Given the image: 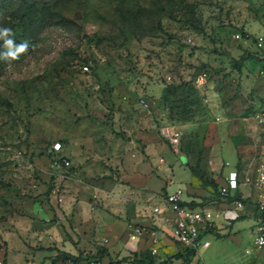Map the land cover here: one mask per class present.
<instances>
[{
  "label": "rangeland",
  "instance_id": "374dc122",
  "mask_svg": "<svg viewBox=\"0 0 264 264\" xmlns=\"http://www.w3.org/2000/svg\"><path fill=\"white\" fill-rule=\"evenodd\" d=\"M0 28L12 30L15 44L28 43L18 61L0 63V264L10 258L14 264H50L58 252L53 232L43 245L24 210L39 196L53 210L60 207L59 193H48L55 182L45 172L52 166L46 161L41 170L38 161L54 142L61 143L54 154L62 155L69 138L95 128V103L113 112L156 98L145 110L159 127L180 130V151L192 164L204 152L209 161L230 144H242L237 157L222 158L216 174L207 176L218 190L226 186L225 159L243 176L264 156V129L254 119L264 103V53L254 41L264 32V0H0ZM177 159L170 190L181 186L184 168ZM54 195L58 201L51 204ZM249 208L244 204L237 216ZM252 219H242L245 228L236 237L207 233L209 245L191 259L176 257L182 247L173 243L172 252L158 246L153 260L262 264L248 226ZM87 245L76 248V264H90L97 251L105 252L107 264L134 252L119 239Z\"/></svg>",
  "mask_w": 264,
  "mask_h": 264
},
{
  "label": "crops",
  "instance_id": "0c3cea01",
  "mask_svg": "<svg viewBox=\"0 0 264 264\" xmlns=\"http://www.w3.org/2000/svg\"><path fill=\"white\" fill-rule=\"evenodd\" d=\"M143 100L147 106L152 103L155 106L156 98L152 101L151 98ZM134 106L136 110L131 108L111 112L99 102L93 104L90 109L95 128L87 134H74L62 145L61 154L69 159L70 165L53 160L48 150L46 159H39V169L42 170L46 161L52 166L49 172H45L48 180L55 182L48 193H59L61 199L60 207L55 205L56 210L47 201L43 202L42 196L24 207L30 231L39 234L38 239L45 246L49 244L47 234L53 232L51 242H54L55 247L72 254H79L76 248L87 244L95 247L117 242L118 239L127 248L139 252L150 245L152 236L157 239L159 247L172 252L173 242L167 219L173 216V212L164 203L165 195L162 192L166 194L171 191L169 183L172 181L173 166L177 158L182 157L180 163L184 169L177 179V185L182 186L178 187L183 190L182 201L190 202L196 208L213 211L216 226L210 230L213 232L208 233L236 237L245 228L242 219L249 217L253 218L248 225L252 235L257 215V190L240 183L238 188L230 191L229 195L239 193L241 197L248 198L251 207L247 214L232 217L227 210L230 203L225 201V197L216 198L212 186L204 184L191 172L189 157L180 151L179 144L172 145L162 137L152 111L145 110L140 101ZM119 132H123L124 139ZM242 147V144L232 143L224 148L223 155L218 152L209 161L204 152L199 164L206 177L216 174L215 170H219L222 158L237 157ZM229 159H225L230 165L223 169L224 179L231 170H236L241 176ZM261 161H264V156L245 174L253 173ZM49 201L53 204L58 199L54 195V199ZM17 204L18 207L23 205L19 201ZM154 205L160 206L162 212H153ZM227 218L231 219L230 224H226ZM16 219L9 217L8 221L16 222ZM155 227L158 230H154ZM137 228L142 229L141 234L133 232ZM131 233H135L134 239L130 238ZM106 257L104 254L100 258L102 264L108 263ZM10 260L12 258L8 259V264H14Z\"/></svg>",
  "mask_w": 264,
  "mask_h": 264
},
{
  "label": "built area",
  "instance_id": "2783aa9c",
  "mask_svg": "<svg viewBox=\"0 0 264 264\" xmlns=\"http://www.w3.org/2000/svg\"><path fill=\"white\" fill-rule=\"evenodd\" d=\"M255 45L264 53V32L258 33L255 36ZM84 70H88V65H83ZM142 106L147 107L146 102L140 99ZM254 119L258 125H261L264 129V103L254 114ZM160 133L168 140L170 144H179L181 132L175 126L171 124H165L159 127ZM61 148V143L56 141L52 147L48 150L53 153ZM61 161L64 165H70L69 159L60 155ZM58 162V157L54 159ZM243 183L250 185L257 190V215L253 224L252 230V243L255 248L262 253V264H264V161L258 163L253 173L239 176L236 170L229 171L226 178V186L219 189V193L222 197L229 195V192L238 188L239 184ZM183 190L181 187L166 192L164 196V203L169 210L173 212V216L167 219L169 235L175 245H180L182 248L186 247L193 249L195 253L200 248H206L210 241L205 238V235L213 229L216 224L213 218V211L210 209L190 207L182 203ZM61 199L60 197L58 198ZM228 212L232 217H236L238 211L243 208L244 202L242 197H234L229 201ZM153 212L161 213L160 206L154 205L152 207ZM226 224L231 223V219H225ZM137 234L142 233V229H135ZM130 238H135V233L130 234ZM152 254H156L158 251L157 239L152 236L150 238V245L148 246ZM246 253H250L248 248L245 249ZM97 258L90 260V264H95ZM114 264H124L123 262H116Z\"/></svg>",
  "mask_w": 264,
  "mask_h": 264
},
{
  "label": "trees",
  "instance_id": "16d2710c",
  "mask_svg": "<svg viewBox=\"0 0 264 264\" xmlns=\"http://www.w3.org/2000/svg\"><path fill=\"white\" fill-rule=\"evenodd\" d=\"M10 12L11 13L13 12L12 9ZM254 39H255V37H254ZM0 44H1V46H3L4 41L1 40ZM3 50H5L4 47H3ZM20 57H21V55H20ZM20 57H19V59H20ZM262 58L264 59V56ZM8 61H18V59L17 60H8ZM4 62H7V61L0 59V63H4ZM50 156L52 158L58 157V160H61L60 159L61 157H59L60 155L59 156L55 155L54 152ZM199 161L200 160L197 159L194 164H192V163L189 164V168H190L191 172L194 173L204 184L211 185L213 188L212 193H214L216 198H220L221 195L219 193V190L217 189V184L215 182H213L212 180L208 181V179L205 175V171L200 167ZM216 192H217V194H215ZM228 197L234 198V197H241V196L239 193H235L233 195H228ZM242 200H243L245 205H248V203H249L248 198L242 197ZM182 203L186 204L190 207H194L192 204H190V202L188 203V202L182 201ZM255 208L257 209V206H255ZM237 217L238 216H236V218ZM103 253H105V252L100 253L97 251L96 256L98 255L101 258L104 255ZM195 254L196 253L193 249H189L186 247L178 249L174 253V255L176 257H183L186 260L191 259L193 256H195ZM99 257H97V258H99ZM153 257H154V254L151 253L149 247H146L139 252L134 251L133 253L128 254V255L120 258V259H116L113 262L110 260V263L112 262V264H114L116 262H123L124 264H157L154 262ZM80 259H81L80 254H72L70 252L58 249V252L56 253V255L51 257L50 264H56L59 260L70 261L71 264H76ZM3 264H6V261H4Z\"/></svg>",
  "mask_w": 264,
  "mask_h": 264
},
{
  "label": "clouds",
  "instance_id": "9594fccd",
  "mask_svg": "<svg viewBox=\"0 0 264 264\" xmlns=\"http://www.w3.org/2000/svg\"><path fill=\"white\" fill-rule=\"evenodd\" d=\"M14 33L10 28H0V39H3V47L5 51L0 52V59L3 60H17L20 55L28 51V43L21 42L20 44H15L14 40L11 38Z\"/></svg>",
  "mask_w": 264,
  "mask_h": 264
}]
</instances>
